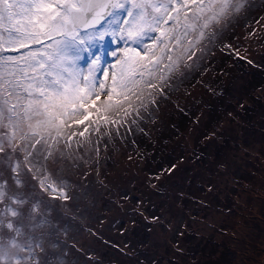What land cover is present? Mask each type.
I'll list each match as a JSON object with an SVG mask.
<instances>
[{
	"label": "snow or ice",
	"instance_id": "obj_1",
	"mask_svg": "<svg viewBox=\"0 0 264 264\" xmlns=\"http://www.w3.org/2000/svg\"><path fill=\"white\" fill-rule=\"evenodd\" d=\"M251 7L252 0H0V264H85L77 244L96 206L95 183L72 180L64 174L65 163L95 171L102 152L133 125L151 139L142 125L166 126L160 109L175 84L223 43V33ZM224 48L247 60L233 45ZM174 107L189 123H168L164 143L175 139L185 151L145 177L157 192L162 176H174L186 161L203 164L207 146L222 142L225 126L236 119L227 111L209 125L178 102ZM228 176L227 157L218 158L215 170L206 168L201 190L215 191L213 178ZM231 182L235 210L230 205L227 213L239 222L250 203L242 190L253 185L245 177ZM99 183L107 188L103 179ZM178 196L181 202L187 197L205 203L183 191ZM113 203L126 217L110 221L113 229L128 234L138 217L172 232L174 260L168 264H180L182 238L191 224L181 222L176 229L162 216L146 215V202L133 201L127 192ZM96 219L103 224L108 217ZM87 230L94 234L90 226ZM214 230L242 246L241 252L250 247L251 237L238 223ZM225 255L243 264L235 249ZM258 256L253 264H264V247Z\"/></svg>",
	"mask_w": 264,
	"mask_h": 264
},
{
	"label": "rangeland",
	"instance_id": "obj_2",
	"mask_svg": "<svg viewBox=\"0 0 264 264\" xmlns=\"http://www.w3.org/2000/svg\"><path fill=\"white\" fill-rule=\"evenodd\" d=\"M262 7L264 10V0H252V7L247 15L242 14L239 16L223 33V43L217 42L215 47L200 61V66L192 69L182 82L175 84L171 92V99L165 101L162 105L160 109L161 113L166 111V114H169L174 103L177 100L180 102V99L184 97L183 92L191 86L190 84L198 78L201 80L208 77L209 72L214 75L210 80V89L212 91H219L225 88L227 96L235 95V92L228 86V82L237 81L238 78L235 76L231 66L221 67L222 63L218 66L220 57L218 56L217 49L223 44H231L233 47L236 44H242L243 47L239 49L240 55L252 60L261 57V53L258 52L261 49H256L250 44L252 38L248 34L244 36H239V34L244 25L252 21L253 16ZM262 15H264V12ZM243 50L246 53H243ZM255 50H257L256 54H252ZM232 56L240 60L234 53H232ZM217 71L218 74H216ZM225 99L226 97L223 100H216L214 102L216 108L215 115L209 117L204 124L211 125L218 118L221 114L219 106L225 103ZM162 117L165 124L173 120L169 115H162ZM142 126L150 130L151 139L146 138L133 125L132 132L124 134L123 139L117 137L115 145L110 144L107 151L102 152L95 171H93L91 165L84 164L82 167H76L73 161H67L65 163L64 174L72 180L77 183H87L88 181H94L95 183L96 206L92 209V217L87 221L84 231L79 234V243L77 244V249H82V251L77 252V255L83 256L85 264H112L113 261V264H153V261L156 264H166L164 260H161L163 255L160 254L165 249V244L176 238L172 232L165 231L164 229H156L138 217L137 226L130 233L123 236L110 226V221L117 217L126 218L124 210L118 209L113 203L117 194L127 192L133 201L138 198L139 194L146 195L147 190L144 186H147V184L142 180V176L156 172L161 166H166L170 161H174L177 155H180L178 151L181 146L177 142H174L172 145L170 141L167 144L164 143L170 136V128L167 124L160 129H153V125L147 124V122ZM121 131L123 132V129ZM240 136L244 138L245 135L240 133ZM133 140L136 141L135 144L131 143ZM175 145L178 148L175 152H172L174 148L170 147ZM247 149L248 152L240 151L237 154H235L234 150H225L223 152L229 162V176L226 179L220 180L213 178V183L217 188L215 191L209 193L208 198L201 196L205 202L211 203L210 205L208 204L210 209L206 211V216L199 215L198 219H201L200 217L203 218L199 222L191 223L190 230L199 233V235L194 239H192V236L187 238L188 240L186 242L192 243V245L188 246L187 244L186 247L184 246V253L190 254L194 252L197 247L196 243L200 240L201 245L197 249L202 256L197 254V257L204 262H206L204 260L205 256L210 254L208 252L213 251L214 253L216 252L213 258H220L222 264H233L234 258L225 255L227 249H235V251L240 253L243 264H253L254 261H258V254L262 247H264V244L261 243V241H264V202H262L264 201V165L259 168L257 165H253L252 162L255 160L254 157L258 158L259 156L261 159V156L264 155V142L256 145L252 144ZM166 150H168L167 152L170 151L171 154L167 155V152H164ZM129 156L132 159H129ZM160 162L162 163L160 164ZM262 162L264 163V161ZM82 171L87 172L86 177L80 175ZM251 173H255L254 177L250 176ZM233 177L250 178L253 185L251 190H242L245 192L244 199L250 201V203L247 211L242 214L243 219L239 220V222L236 217H230L227 213V208L231 204L235 210V206L233 205V201L236 199L235 189L231 182ZM100 179L104 180L107 188L100 186ZM178 186L181 185L177 184L174 187L179 188ZM173 189L175 188L170 186L165 192L161 191L163 194H158L159 197L153 198V201L151 197L154 195L148 192L147 195L152 201V204L149 205V201L146 200L145 207L146 212H148L147 215L162 216L166 221L170 220L173 225L176 223L175 228L179 229L182 217L176 219L177 217L174 216L175 214L177 215V211L174 210V204L180 199L178 198L177 190L173 191ZM192 189L190 188V195L198 192L196 191L197 188ZM203 205L205 206V203ZM215 205H222V208H215ZM160 207L163 208L161 211L158 210ZM198 208L199 206L191 204L189 211L196 212ZM128 211L130 212V206ZM222 212L224 215H221ZM104 216H107L108 220H105L101 224L100 220L96 219V217ZM237 223L240 230L244 232V235L251 237V240L248 242L250 247L243 252L240 251L242 246L228 243L227 238L222 237L214 230L216 226L221 224L231 226ZM88 226L92 228L94 234L88 233ZM149 227H153L152 232L148 231ZM212 242L218 245V247H212ZM69 243H75V241H69ZM194 245L196 246L194 247ZM108 246L120 252H123V248L126 252V257L121 256L115 250L108 248ZM95 258L97 261H93Z\"/></svg>",
	"mask_w": 264,
	"mask_h": 264
},
{
	"label": "trees",
	"instance_id": "obj_3",
	"mask_svg": "<svg viewBox=\"0 0 264 264\" xmlns=\"http://www.w3.org/2000/svg\"><path fill=\"white\" fill-rule=\"evenodd\" d=\"M264 12L263 7L260 11H258L252 18V21L248 22L244 27L241 29L239 36H244L249 34L250 32H254L255 34L250 36L251 42L250 44L254 46V48H260L258 52L261 53V57H258L254 60H252V64H248L247 60H238L235 59L232 56V53L230 50L224 48V44L219 46L217 49V53L219 54V64L222 63L221 67L225 66H231L235 76L238 78L237 81H230L228 82V86L230 89H232L235 92V95H228L226 94V90L220 89L212 91L210 90V80L212 78L213 73H208V77L199 80H194L183 92V96L180 99V102L177 100L176 102L179 103L180 106L185 107L187 109H190L196 113L197 116L200 117L201 121L205 123L209 117L214 116L216 112V108L214 106V102L216 100H223L224 97L225 103L223 105L219 106V109L221 113L232 111L236 115V119L225 126L224 130V140L220 143L212 144L207 146L205 149V159L203 164L201 163H189L185 162L182 166V170L177 172L172 177H166L162 176L161 182H162V191L165 192L169 189V187H173L177 190L176 192L179 194L181 191L189 194L190 188H197L194 192V196L196 197H209V193H206L202 191V181L205 179V171L206 168L210 167L213 170H215V162L218 158H223V156H226L223 152L225 150H234L235 154L242 151V148H248L251 147L252 144H259L264 142V19H260L261 17H264L262 13ZM259 21V22H257ZM249 36V35H248ZM236 48L240 49L243 47L242 44H236ZM223 49V50H221ZM216 51V50H215ZM257 50L253 51L252 54H256ZM243 53H246L243 50ZM243 56V55H241ZM224 63H223V62ZM218 62V61H217ZM218 74V71L217 73ZM237 92V93H236ZM238 96L236 97V95ZM240 103H244L245 108L241 109L239 107ZM169 114H166V111L164 113H161V115H169V117H172V121H175L176 123L180 124L183 123L185 125H188L189 121L185 119L183 115L173 106V108L170 109ZM170 122H167L168 124ZM240 133H242L244 138L240 136ZM254 137V138H251ZM174 142V139L170 140V144L172 145ZM170 148H174L172 152H175L178 148V146H172ZM168 150L164 151L167 152ZM184 148H179V153L181 154L184 152ZM127 152V150H126ZM165 154V153H164ZM163 154V155H164ZM167 155L171 154V152H167ZM187 155V153H185ZM166 156V155H165ZM177 155L176 157H178ZM213 158V159H211ZM255 160H253V165H257L259 168L264 165L262 161H264V155L261 156V159L254 157ZM228 162V161H227ZM162 162H160L161 164ZM251 165V163H249ZM167 166V165H166ZM229 167V162H228ZM229 169V168H228ZM158 170V169H157ZM155 173V172H154ZM116 176V175H115ZM145 174L142 176V180L145 181ZM177 178V180H175ZM194 179V180H193ZM146 183V181H145ZM147 184V183H146ZM181 185L177 187H174L175 185ZM147 190L146 195H140L138 196L139 199H143L144 201L148 200L149 205L152 204V201L159 197L158 194H163L161 191L157 192L153 189H151L148 185L144 186ZM217 188V187H216ZM192 189V190H193ZM149 193H152L150 200L149 196L147 195ZM177 194V195H178ZM172 195V194H171ZM189 196H191L189 194ZM154 198V199H153ZM180 199V197L178 196ZM186 201H188L186 203ZM184 202V203H183ZM183 202L180 200L174 204V210L177 211L176 219H179V217H182V222L187 224H193L192 217L197 218V222H199L202 217L199 218V215L202 214L203 216H206V211L210 209L208 204L211 203L205 202L204 205H200L196 203L193 200L188 199L187 197L183 199ZM191 204L194 206H199L197 211H189ZM231 204V203H230ZM214 205V204H213ZM232 205V204H231ZM154 207V206H153ZM201 207V209H200ZM215 208H222L221 206H214ZM163 209L162 207L158 208L159 211ZM157 211V209H156ZM157 211V212H159ZM148 212H146L147 215ZM108 220V219H107ZM106 220V221H107ZM196 222V223H197ZM202 222V221H201ZM176 223H174V226ZM199 233H196L193 230H187L186 235L182 238V247H186L187 244L192 245V243L186 242L189 238V236H192V239L196 238ZM185 238V239H184ZM210 244V243H209ZM161 245H163L161 243ZM197 247L194 252L188 254L184 253L180 264H222L220 258H213V255L215 253L208 252L210 254L205 256L204 262L202 259L197 257V254H200V251L197 249L200 248V240L196 243ZM194 245V247L196 246ZM212 247H218L215 243L212 242ZM108 248H111L108 246ZM122 248V247H121ZM118 252L121 256L126 257V252L122 248L123 252H120L114 248H111ZM199 252V253H198ZM202 253V252H201ZM212 254V255H211ZM163 255L161 257V260H164L166 264H168V261L174 260L172 248L170 247L169 242L165 244V249L160 254ZM201 255V254H200ZM202 256V255H201ZM204 256V255H203ZM93 261H97V259H93ZM114 262V261H113ZM112 262V264H113ZM211 262V263H210ZM115 264V263H114Z\"/></svg>",
	"mask_w": 264,
	"mask_h": 264
}]
</instances>
